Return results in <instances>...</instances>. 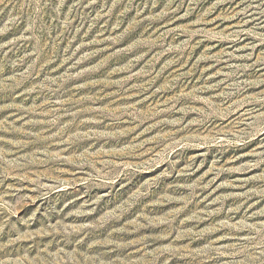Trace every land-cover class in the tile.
Wrapping results in <instances>:
<instances>
[{"label":"rangeland","instance_id":"374dc122","mask_svg":"<svg viewBox=\"0 0 264 264\" xmlns=\"http://www.w3.org/2000/svg\"><path fill=\"white\" fill-rule=\"evenodd\" d=\"M0 264H264V0H0Z\"/></svg>","mask_w":264,"mask_h":264}]
</instances>
